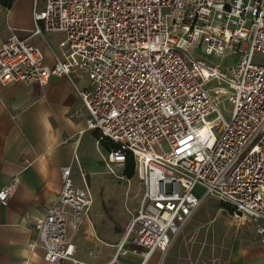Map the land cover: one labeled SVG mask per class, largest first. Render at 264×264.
Here are the masks:
<instances>
[{
    "label": "built area",
    "instance_id": "2783aa9c",
    "mask_svg": "<svg viewBox=\"0 0 264 264\" xmlns=\"http://www.w3.org/2000/svg\"><path fill=\"white\" fill-rule=\"evenodd\" d=\"M33 19L28 37L12 31L0 46V91L88 78L76 86L84 132L114 146L100 151L110 173L131 157L144 185L108 264L165 258L208 199L264 243V0H34ZM50 34L63 36L53 63L31 41ZM61 171L55 201L26 217L31 246L50 264H88L72 241L91 224L95 196L73 164ZM19 183L1 189L2 203Z\"/></svg>",
    "mask_w": 264,
    "mask_h": 264
},
{
    "label": "crops",
    "instance_id": "0c3cea01",
    "mask_svg": "<svg viewBox=\"0 0 264 264\" xmlns=\"http://www.w3.org/2000/svg\"><path fill=\"white\" fill-rule=\"evenodd\" d=\"M33 13L34 0H14L8 8L0 5V46L12 31L28 37L34 27ZM58 38L63 36L50 34L48 43L40 38L31 41L53 63ZM76 86L87 88L90 81L62 77L45 86L17 84L0 91V191L14 177L20 178L12 197L0 201V264H50L42 249H32L37 233L26 217H42L61 193L63 166L73 164L74 176L76 169L84 173L89 153L102 151L99 134L84 132L86 113ZM89 234L90 224L74 236L77 250L76 237ZM115 252L116 248L110 257L93 263L77 251L76 257L88 264H108ZM166 258L156 252L148 264H165ZM225 264H264V243L257 233L237 243Z\"/></svg>",
    "mask_w": 264,
    "mask_h": 264
},
{
    "label": "rangeland",
    "instance_id": "374dc122",
    "mask_svg": "<svg viewBox=\"0 0 264 264\" xmlns=\"http://www.w3.org/2000/svg\"><path fill=\"white\" fill-rule=\"evenodd\" d=\"M224 107L232 109L231 105L221 103V108ZM226 115L229 120V114ZM101 150L106 154L103 147ZM83 171L93 190L95 204L91 212V234L78 235L76 243L80 258L93 263L110 257L115 250L131 215L141 204L144 185L137 178L129 179L125 167L110 173L100 153H89ZM74 178L81 184L78 169ZM255 235L252 223L235 219L230 208L208 199L172 245L165 264H225L237 243Z\"/></svg>",
    "mask_w": 264,
    "mask_h": 264
},
{
    "label": "trees",
    "instance_id": "16d2710c",
    "mask_svg": "<svg viewBox=\"0 0 264 264\" xmlns=\"http://www.w3.org/2000/svg\"><path fill=\"white\" fill-rule=\"evenodd\" d=\"M14 0H1L2 5H4L5 7H10L12 5ZM101 147H103L105 152H108L112 149V147L108 142H100ZM125 175L130 179L132 177H134V164H133V160L131 157H128L127 163H126V167H125Z\"/></svg>",
    "mask_w": 264,
    "mask_h": 264
}]
</instances>
